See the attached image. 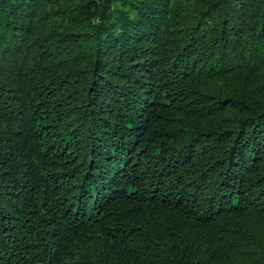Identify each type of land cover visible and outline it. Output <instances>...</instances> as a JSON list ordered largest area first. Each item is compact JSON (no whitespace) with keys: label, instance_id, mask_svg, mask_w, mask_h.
I'll return each instance as SVG.
<instances>
[{"label":"trees","instance_id":"16d2710c","mask_svg":"<svg viewBox=\"0 0 264 264\" xmlns=\"http://www.w3.org/2000/svg\"><path fill=\"white\" fill-rule=\"evenodd\" d=\"M0 264H264V0H0Z\"/></svg>","mask_w":264,"mask_h":264}]
</instances>
